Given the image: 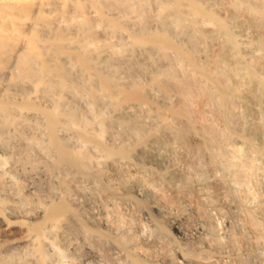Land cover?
I'll return each instance as SVG.
<instances>
[{"label": "bare ground", "instance_id": "bare-ground-1", "mask_svg": "<svg viewBox=\"0 0 264 264\" xmlns=\"http://www.w3.org/2000/svg\"><path fill=\"white\" fill-rule=\"evenodd\" d=\"M0 264H264V0H0Z\"/></svg>", "mask_w": 264, "mask_h": 264}]
</instances>
